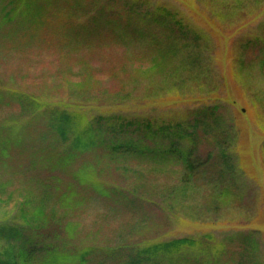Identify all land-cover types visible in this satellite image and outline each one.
Wrapping results in <instances>:
<instances>
[{
	"label": "rangeland",
	"instance_id": "374dc122",
	"mask_svg": "<svg viewBox=\"0 0 264 264\" xmlns=\"http://www.w3.org/2000/svg\"><path fill=\"white\" fill-rule=\"evenodd\" d=\"M129 1L145 11L166 7L183 19L194 35L176 58H167L170 45L162 51L160 28L153 35L128 26L113 33L96 21L103 8H121L115 0H30L27 7L0 0V225L24 228L37 247L33 264H127L140 249L179 238L205 242L196 248L202 254L219 250L212 264H264V0ZM157 59L165 60L159 68ZM207 106H218V122L200 151L214 159L186 193L179 169L112 161L101 148L63 164L69 142L43 112L60 108L86 121L119 117L135 137L146 123L187 127ZM81 170L93 184L73 180ZM216 184L234 194L214 210ZM24 218L49 223L38 231ZM253 232L247 255L234 235ZM8 248L2 243L0 254ZM184 253L176 264H211L194 249Z\"/></svg>",
	"mask_w": 264,
	"mask_h": 264
},
{
	"label": "trees",
	"instance_id": "16d2710c",
	"mask_svg": "<svg viewBox=\"0 0 264 264\" xmlns=\"http://www.w3.org/2000/svg\"><path fill=\"white\" fill-rule=\"evenodd\" d=\"M20 4H24L25 7L30 5V0H20ZM14 1H11V4ZM116 4L122 3L119 10L111 9L108 7L103 8L98 12L96 21L106 22L112 27L113 33H117L119 29H124L128 26V29L132 32H136L139 29L143 32H148V35H153L155 29L163 31L165 35L163 39L166 43L162 47V51L165 53L166 46L170 45V49L166 51L167 58L171 60L173 56H178L179 46L182 41H188L189 35H194L188 27L184 24L182 18H179L175 13L168 8L160 6L155 10H143L144 7L138 2H130L129 0H115ZM2 9H7V6H3ZM6 11V10H3ZM8 12V11H6ZM10 21L9 12L6 13ZM138 25L136 28L135 26ZM123 26V27H122ZM100 26H97L95 35H98ZM78 33V32H77ZM197 34V33H196ZM198 38H196L197 40ZM192 48V45H186ZM197 46V44H194ZM163 59L164 57H159ZM166 58V59H167ZM174 58V57H173ZM176 60L177 67H186V59L181 62ZM165 60L157 61L154 64L155 68H159L163 65ZM241 64L246 66V61L242 59ZM260 67L264 70V56L260 57ZM32 105L35 110L41 112L43 107L41 103L33 99ZM57 109H45L44 113L50 114V129L56 132L67 143L69 142V151L63 158L68 162L63 164L68 165L72 161V157H80L85 154H91L98 149H104L106 157L112 161L122 160L123 162H137L139 164L148 165L153 169L167 167L177 168L181 172L180 182L182 193H186L195 188V184L205 177L211 163L214 159L213 153H209L206 157H203L200 148L204 142L209 141L208 137L213 133L215 136L214 126L217 125L216 117L219 108L205 107L201 109L199 117H197L187 127L183 125L176 126H163L160 128H154L152 124L146 123L143 128L138 127L137 136H128L129 127L131 123H125L124 120L117 117L116 119H106L100 117L97 121H86L84 115L79 112H70L66 110ZM51 110V111H50ZM42 112V114H44ZM208 115L214 119L213 124L210 126L207 123ZM159 132L166 140V143H159L156 140L159 138ZM207 138V139H206ZM106 139V140H105ZM74 152V153H73ZM220 159L227 165L230 164V157L224 149L221 150ZM60 163V162H59ZM53 167L57 168L53 165ZM86 169V168H85ZM84 169V170H85ZM84 170L74 173V179L80 183L81 186L86 184H93L92 176L89 172ZM225 175V172H223ZM95 183V182H94ZM95 190L103 197H107L105 191L98 184L93 185ZM231 186H225L223 184L214 185V189L210 191V205L214 210L224 208L229 205L227 201L231 200L232 192ZM43 205V199L40 206ZM42 207V206H41ZM40 207V208H41ZM42 208V210H43ZM39 209V208H38ZM30 229L41 230L42 227H46L49 221L35 220L32 218H24ZM256 233L251 234H238L234 235V238H238L245 246L246 254L248 255V248H253L256 244L257 238L254 236ZM26 233L23 227L18 225H0V245L6 243L10 246L3 255L0 254V264H33L36 256L35 252L37 247L34 245L33 240H29L26 237ZM205 243L199 240L191 238H179L171 241L160 242L154 245L147 246L140 249L135 256H130L127 264H176L180 263L177 258L179 255H184V252L194 249L199 252L196 256H201L203 261L211 263V257L213 256L216 261L219 262L221 252L216 250L209 252V254H202L198 247ZM44 249V248H43ZM48 249V248H46ZM45 251V249H44ZM64 261L63 258H53ZM81 259V258H80ZM216 262V263H218ZM53 264H56L53 262ZM60 264V263H57ZM245 264V263H241Z\"/></svg>",
	"mask_w": 264,
	"mask_h": 264
}]
</instances>
